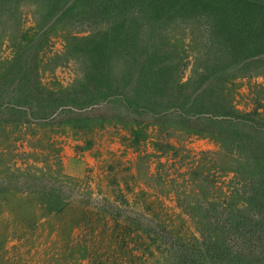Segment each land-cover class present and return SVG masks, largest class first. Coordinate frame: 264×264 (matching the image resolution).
Listing matches in <instances>:
<instances>
[{"label":"rangeland","instance_id":"374dc122","mask_svg":"<svg viewBox=\"0 0 264 264\" xmlns=\"http://www.w3.org/2000/svg\"><path fill=\"white\" fill-rule=\"evenodd\" d=\"M43 11V5L26 1L0 18V104L11 101L13 79L8 75L22 50L45 87L59 91L82 83L80 60L100 41L93 33H80L89 30L91 21L81 19L80 13L47 19ZM19 32L28 40L20 41ZM169 41L183 57L175 76L185 71L187 81V30L173 26ZM234 98L241 112L262 106L264 119V75L238 80ZM109 105L97 106L89 123L82 120L65 133L60 125L21 130L0 117V238L10 236L4 246L0 243L6 249L0 264H155L163 257L156 245L143 261L140 246L150 243L132 230L124 239L117 235L123 227H138L136 214L146 208L147 213L161 214L191 240L207 226L204 196L238 199L234 191L241 173L234 166L243 163L241 153L249 147L248 152L257 151L248 155L252 162H261L257 154L264 159L262 144H244L250 135L240 139L229 130L225 142L190 133L184 116L156 119L128 111L122 103L111 109ZM37 191L62 196L59 208L67 203L63 212L44 216L37 199L46 194ZM30 200L36 201L32 209L25 205ZM23 207V217L29 216L20 218L16 212ZM108 214L123 219L116 223ZM114 228L119 233L113 236Z\"/></svg>","mask_w":264,"mask_h":264},{"label":"trees","instance_id":"16d2710c","mask_svg":"<svg viewBox=\"0 0 264 264\" xmlns=\"http://www.w3.org/2000/svg\"><path fill=\"white\" fill-rule=\"evenodd\" d=\"M26 1L43 5L47 19L80 13L81 19L91 21L89 30L80 33H93L100 41L80 60L82 83L59 91L42 85L38 69H29L26 50L17 52L8 75L13 79L8 89L12 98L0 104L1 119L17 129L60 125L65 133L82 120L89 123L97 106L110 104L111 109L122 103L128 111L156 119L184 116L190 133L226 142L225 133L231 130L240 139L250 135L244 144L259 142L264 147L262 106L241 112L234 98L238 80L264 75V0H0V18ZM175 25L187 30L191 42L184 64L190 69L187 81L185 71L178 76L174 72L183 59L169 41ZM26 40L27 34L20 33V41ZM248 149L241 153L243 163L234 166L241 173L234 191L238 199L204 196L207 226L191 240L161 214L147 213V208L136 214L137 228L126 226L121 233L114 228L113 236L119 233L124 239L132 230L150 243L140 246L143 261L156 245L163 257L155 264H264V159L257 154L261 162H252ZM34 193L46 194L37 199L38 210L46 217L62 213L67 204L59 208L62 196ZM33 200L25 205L34 208ZM24 209L16 216H29L23 217ZM107 217L116 223L123 219ZM7 234L0 238L2 246L9 240ZM0 253L6 249L1 247Z\"/></svg>","mask_w":264,"mask_h":264}]
</instances>
